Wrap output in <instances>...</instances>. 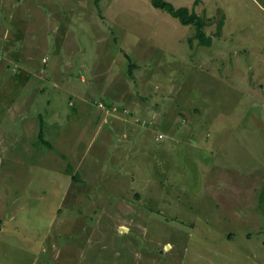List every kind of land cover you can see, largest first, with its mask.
I'll return each mask as SVG.
<instances>
[{
	"label": "rangeland",
	"instance_id": "rangeland-1",
	"mask_svg": "<svg viewBox=\"0 0 264 264\" xmlns=\"http://www.w3.org/2000/svg\"><path fill=\"white\" fill-rule=\"evenodd\" d=\"M167 1L211 20L210 46L150 0H0V81L30 66L39 82L65 76L63 104L77 115L49 141L67 150L71 130L99 177L90 196L61 202L40 241L58 244V264H264V0ZM121 94L144 113L127 119L123 147L96 157L85 111ZM19 232L7 234L18 245L6 264L49 259Z\"/></svg>",
	"mask_w": 264,
	"mask_h": 264
},
{
	"label": "crops",
	"instance_id": "crops-1",
	"mask_svg": "<svg viewBox=\"0 0 264 264\" xmlns=\"http://www.w3.org/2000/svg\"><path fill=\"white\" fill-rule=\"evenodd\" d=\"M30 18L31 16H28V20ZM46 18L45 14L38 20L32 19L30 26H37ZM21 28L25 30L30 27L27 24ZM21 38L27 39L28 34ZM45 47L47 49V45ZM47 60L48 58L45 62ZM47 66L45 64L44 67L46 74L49 73ZM33 71L30 66L29 71L26 70L25 74L19 76L5 73L6 77H2L3 83L0 81V245L3 243L0 249V264H6V260L3 261V252L15 249V243L18 245V242L7 234L17 235L21 228L24 232L29 230L37 235L35 238L40 246L38 252L47 253L49 257L46 261L36 257L27 264H58V244L56 248L54 241L47 245L40 241H49L54 235L53 232L58 227L55 219L59 214L61 202L67 200V205H70L78 200L77 197L80 199L90 196L92 186L99 178L89 177L90 164L84 167L86 158L80 157L75 148L76 136L71 134V141L69 139L71 130L63 138L69 143L67 150L64 148L61 151L60 147H56L58 145L49 141L51 134L58 137L60 123L77 115V111L72 109V104L69 103L68 109L63 104L66 92L63 82L65 76L59 81H49L46 84L39 82L32 74ZM91 78L93 79L94 75ZM81 82H85V79L81 78ZM86 83L87 86L93 85L91 80ZM123 94L119 97L118 104H104L129 110L128 116L112 117L108 123H104V114L98 108H95V112L85 111L92 122V128L97 130L96 135L91 137L93 139L86 143V149L99 152V155H94L96 157H100V154L108 157L111 155V149L123 147V143L119 145L120 141L126 142L130 138L128 134L131 122L127 119L132 120L136 112L144 113L139 102ZM32 201L38 203V206H33ZM254 208L258 209L257 206ZM245 211L248 216H254L250 210ZM60 228L63 226L59 225Z\"/></svg>",
	"mask_w": 264,
	"mask_h": 264
},
{
	"label": "trees",
	"instance_id": "trees-1",
	"mask_svg": "<svg viewBox=\"0 0 264 264\" xmlns=\"http://www.w3.org/2000/svg\"><path fill=\"white\" fill-rule=\"evenodd\" d=\"M150 4L154 9L160 10L176 19L180 25L193 28V39L197 40L200 46L208 47L211 45L212 40L205 33V27L211 20L206 21L186 7L176 8L167 0H150ZM222 26L223 20L218 21L216 34L220 33Z\"/></svg>",
	"mask_w": 264,
	"mask_h": 264
},
{
	"label": "built area",
	"instance_id": "built-area-1",
	"mask_svg": "<svg viewBox=\"0 0 264 264\" xmlns=\"http://www.w3.org/2000/svg\"><path fill=\"white\" fill-rule=\"evenodd\" d=\"M98 109L104 114V118L107 119L108 117H117L120 115L128 114L126 109H119L117 106H106L102 102L97 103Z\"/></svg>",
	"mask_w": 264,
	"mask_h": 264
}]
</instances>
